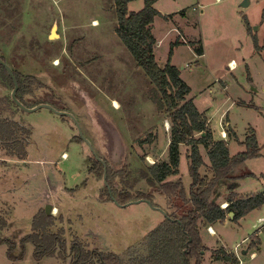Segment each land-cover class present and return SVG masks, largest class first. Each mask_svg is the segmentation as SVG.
Masks as SVG:
<instances>
[{
  "label": "rangeland",
  "instance_id": "374dc122",
  "mask_svg": "<svg viewBox=\"0 0 264 264\" xmlns=\"http://www.w3.org/2000/svg\"><path fill=\"white\" fill-rule=\"evenodd\" d=\"M242 1L157 0L154 7L165 16L156 15L152 24L157 62L163 66L170 57L179 69L190 87L188 98L208 119L212 139H223L222 131L232 129L234 135L228 133L225 140L233 155L244 150L246 135L255 133L259 155L233 171L254 175L218 184L227 182L239 197L264 191V0H248L247 6ZM142 6L143 0H133L128 10ZM116 25L114 0H0V57L20 73L25 101L53 93L108 167L125 168L116 187L146 191L140 169L168 161L170 124ZM197 47L203 54L195 52ZM231 60L234 68L228 66ZM12 89L0 65V119L22 126L26 144L24 158L0 144V237L16 242V257L22 254L10 260L7 245L0 243V264H70L57 253L36 260L31 243L19 245L47 203L58 217L51 229L63 230L67 244L78 239L87 249L115 253L136 246L165 218L145 201L121 206L110 199L103 171L95 173L94 157L74 122L47 107L24 110L11 99ZM103 121L112 123L121 137L123 154L117 162L111 159ZM150 137L151 142L140 145ZM199 148L208 162L206 149ZM188 149L180 146L179 174L168 177H181L186 189ZM153 202L166 208L161 194L154 192ZM212 228L209 232L201 225L206 249L199 264H264V204L237 221L227 216ZM219 249L233 253L238 262L224 258Z\"/></svg>",
  "mask_w": 264,
  "mask_h": 264
},
{
  "label": "trees",
  "instance_id": "16d2710c",
  "mask_svg": "<svg viewBox=\"0 0 264 264\" xmlns=\"http://www.w3.org/2000/svg\"><path fill=\"white\" fill-rule=\"evenodd\" d=\"M131 1L133 0H114L117 14L115 31L136 64L149 78L152 85L150 96L158 110L165 113L169 120L168 161H155L140 169V175L148 186L146 191L133 192L126 187H116L114 182L123 181L125 168L113 171L108 165V184L104 186L109 198L120 204L145 198L157 205L153 202L154 192L161 194L165 198L164 211L167 217L143 236L136 246L115 253L87 249L78 239H73L67 244L63 230L54 232L51 229L58 217L42 211L33 217L31 231L19 241L20 246L26 243L33 245V257L36 260L57 253L70 264H199L203 260L202 250L206 249L200 235L201 225L207 227L222 223L229 212H233L230 219L237 221L249 211L264 204V191L239 197L231 187H227V182L222 186L218 185L223 180L235 181L246 175H254L248 173L237 176L233 171L247 159L259 155L260 146L255 133L250 131L242 141L244 150L233 155L229 153L225 139H212L208 119L203 111L198 110L193 100L188 98L190 87L180 78L179 69L170 63V57L163 66L159 65L155 58L156 39L152 33V24L156 15L165 16L154 7L157 0H143V6L138 11L128 10V3ZM254 44L256 46V40ZM195 52L201 55L203 48L197 47ZM3 71L9 76L4 67ZM12 71L18 82L16 96L25 106L32 107L45 101L42 98L34 99L31 103L25 101L21 94L24 92L21 75L15 69ZM10 79L13 83L11 77ZM23 131L17 122L0 119V144L3 143L8 153L18 158H24L26 155ZM226 133L234 135L230 128ZM151 140L152 137L142 139L139 143L142 145ZM183 144L189 146L185 155L190 177L187 189L181 177L168 180L169 176L179 174L180 146ZM199 145L206 149L208 162L204 160ZM93 165L95 173L102 174V163L94 159ZM107 186L110 187V193ZM222 203H226V206L222 207ZM3 222L0 218V228ZM0 243L7 245L8 259L21 258L22 254L19 257L14 255L15 241L0 237ZM218 252H222L224 258L232 263L238 262L233 253L223 249Z\"/></svg>",
  "mask_w": 264,
  "mask_h": 264
},
{
  "label": "water",
  "instance_id": "95a60500",
  "mask_svg": "<svg viewBox=\"0 0 264 264\" xmlns=\"http://www.w3.org/2000/svg\"><path fill=\"white\" fill-rule=\"evenodd\" d=\"M248 3H249L248 0H243V1L241 2V5H242V6H247ZM0 64L3 65V67L5 68V70L7 71V73L9 74V76L12 78V81H13V89H12V91H11V99H12V100H13V101H14L19 107L23 108V109L26 110V111H34V110H36V109H38V108H41V107H47V108H50V109H52L53 111H55V112H57V113H59V114H65V115L69 116V117L73 120V122L75 123V126H76V128H77V131H78V135H79V137L87 143V145H88V147H89L91 153H92L94 156H96V159H98V160L102 163V166H103V169H102V171H103L102 177H103L104 184L107 185V183H106L107 164H106L105 160L99 158V157L96 155V152H95V150L93 149V147H92L90 141H89L86 137H84V135H83V133H82V130H81V127H80L79 123L77 122V120L75 119V117H74L72 114H70L69 112L58 111V110H56L52 105H50L49 103H46V102L38 103V104H36V105H34V106H32V107H27V106H25L23 103H21V102L19 101V99H18L17 96H16V93H17V90H18V82H17V80H16V78H15V76H14V74H13V71H12L11 67H10L9 65H7V64L2 60L1 57H0ZM102 125H103V128L105 129V131L107 132L108 143H109L110 151H111V159H112V161L117 162V161L120 159L121 155L123 154V144H122L121 137H120V135H119L117 129L113 126L112 123L107 122V121H103V122H102ZM107 189H108V191H109V193H110V187H109V186H107ZM112 199H113V198H112ZM113 200H114V199H113ZM114 201H115L116 203H118L116 200H114ZM140 201H145V202H147L151 207H154V206L151 204V201L148 200V199H145V198H139V199L131 200V201H128V202H126V203H124V204H120V203H118V205L123 206V205L129 204V203L140 202ZM154 208H156V207H154ZM156 209H159L160 211H162V213L166 216V213H165L164 210H162L161 208H158V207H157ZM52 210H53V206H52V204L47 203L46 206H45V209H44L45 214L48 215V214L52 213ZM228 217H229V218L233 217V212H229ZM189 240H190V238H189ZM184 252H185V250L183 251V253H184ZM202 253H203V250H202Z\"/></svg>",
  "mask_w": 264,
  "mask_h": 264
},
{
  "label": "flooded vegetation",
  "instance_id": "af4514ba",
  "mask_svg": "<svg viewBox=\"0 0 264 264\" xmlns=\"http://www.w3.org/2000/svg\"><path fill=\"white\" fill-rule=\"evenodd\" d=\"M40 98H42L43 100H45V101H43V102H46V103H49L50 105H52L56 110H58V111H65V112H69V110H68V107H67V105H65L63 102H61V100L60 99H58L53 93H50V92H45L44 93V95L42 96V97H40ZM20 101V100H19ZM21 102V101H20ZM43 102H40V103H43ZM22 103V102H21ZM38 104V103H37ZM55 112V111H54ZM55 113H57V112H55ZM70 113V112H69ZM57 114H59V113H57ZM71 114V113H70ZM59 115H61V116H63V117H66V118H70L69 116H67V115H65V114H59ZM71 119V118H70ZM72 120V119H71ZM73 121V120H72ZM75 124V123H74ZM79 136V135H78ZM91 152V151H90ZM96 152V151H95ZM92 154V153H91ZM96 155L99 157V158H101L98 154H97V152H96ZM92 156L94 157V159H96V156H94L93 154H92ZM101 159H103V158H101ZM96 160H98V159H96ZM104 160V159H103ZM99 161V160H98ZM152 204V203H151ZM153 205V204H152ZM154 207H156L157 208V206H154ZM165 216V215H164ZM165 217H167V216H165ZM91 249H93V248H91ZM98 250V249H97ZM99 251H102V250H99Z\"/></svg>",
  "mask_w": 264,
  "mask_h": 264
},
{
  "label": "built area",
  "instance_id": "2783aa9c",
  "mask_svg": "<svg viewBox=\"0 0 264 264\" xmlns=\"http://www.w3.org/2000/svg\"><path fill=\"white\" fill-rule=\"evenodd\" d=\"M235 65H236V64H235L234 60H231V61H229V63H228L229 68H234ZM222 138H223V139H226V132H225L224 130L222 131ZM62 156L64 157V153H63ZM221 206H222V205H221ZM224 206H226V205H224ZM224 206H222V207H224ZM207 230H208L209 232H214V230L211 228V226H207Z\"/></svg>",
  "mask_w": 264,
  "mask_h": 264
},
{
  "label": "crops",
  "instance_id": "0c3cea01",
  "mask_svg": "<svg viewBox=\"0 0 264 264\" xmlns=\"http://www.w3.org/2000/svg\"><path fill=\"white\" fill-rule=\"evenodd\" d=\"M64 154H65V153H64ZM62 155H63V153H62ZM62 158H66V156H64V157L62 156ZM210 226H211V228H212V225H210ZM212 229H213V228H212Z\"/></svg>",
  "mask_w": 264,
  "mask_h": 264
},
{
  "label": "bare ground",
  "instance_id": "6f19581e",
  "mask_svg": "<svg viewBox=\"0 0 264 264\" xmlns=\"http://www.w3.org/2000/svg\"><path fill=\"white\" fill-rule=\"evenodd\" d=\"M236 66V65H235ZM64 156H66V154H64ZM56 208H53V212L55 211Z\"/></svg>",
  "mask_w": 264,
  "mask_h": 264
}]
</instances>
